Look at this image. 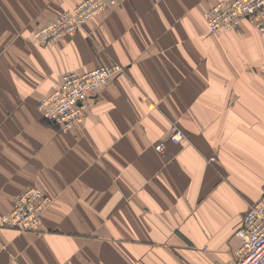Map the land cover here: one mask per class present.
Returning a JSON list of instances; mask_svg holds the SVG:
<instances>
[{
    "label": "crops",
    "instance_id": "1",
    "mask_svg": "<svg viewBox=\"0 0 264 264\" xmlns=\"http://www.w3.org/2000/svg\"><path fill=\"white\" fill-rule=\"evenodd\" d=\"M80 1L0 0V220L28 187L52 197L40 229L0 224V264L228 263L264 201V31L209 30L219 0H120L35 40ZM111 62L77 126L43 117L66 72Z\"/></svg>",
    "mask_w": 264,
    "mask_h": 264
},
{
    "label": "built area",
    "instance_id": "2",
    "mask_svg": "<svg viewBox=\"0 0 264 264\" xmlns=\"http://www.w3.org/2000/svg\"><path fill=\"white\" fill-rule=\"evenodd\" d=\"M118 1L81 0L74 8L40 25L34 32V38L40 43H48L72 35L90 18ZM204 16L211 31L242 30L246 23L264 31V0H219L205 10ZM123 69L121 64L111 62L83 72H66L60 86L40 99L38 109L44 118L56 121L65 130L75 127L84 118L91 97L120 75ZM185 138L184 131L173 125L156 148L159 152L164 151L168 141H183ZM50 198L39 187L24 190L15 199L11 210L2 215V223L23 231L40 228L42 214L49 206ZM237 235L241 238V245L235 258L226 264H264V201L250 205ZM190 264L201 263L194 261Z\"/></svg>",
    "mask_w": 264,
    "mask_h": 264
},
{
    "label": "rangeland",
    "instance_id": "3",
    "mask_svg": "<svg viewBox=\"0 0 264 264\" xmlns=\"http://www.w3.org/2000/svg\"><path fill=\"white\" fill-rule=\"evenodd\" d=\"M82 121V120H81ZM79 124V123H78ZM77 124V125H78ZM76 125V126H77ZM173 125H171V127H172ZM179 129H181L178 125H176ZM170 127V128H171ZM72 128H74V127H72ZM72 128H70V129H72ZM61 129H63V128H61ZM63 130H65V129H63ZM67 130H69V129H67ZM67 130H65V131H67ZM170 130V129H169ZM165 152H167V147H166V149L164 150V151H160V153H165ZM214 159V158H213ZM31 187H38V186H31ZM28 188H30V187H28ZM27 188V189H28ZM40 188V187H39ZM26 190V189H25ZM44 191V190H43ZM45 192V191H44ZM47 193V192H46ZM50 195V194H49ZM50 200H51V202L49 203V206H50V204L52 203V197L50 198ZM14 204V203H13ZM49 206L48 207H46L45 208V210L43 211V214H42V219H43V215H44V213H45V211L49 208ZM43 222H44V219H43ZM43 222H42V225H43ZM0 224L2 225V226H4V227H9V228H13V229H16V230H19V231H23V230H20L19 228H16V227H12V226H9V225H6V224H3L2 223V217H1V220H0ZM42 225H41V227H42ZM40 227V228H41ZM40 228H38V229H40ZM38 229H30V230H38Z\"/></svg>",
    "mask_w": 264,
    "mask_h": 264
}]
</instances>
